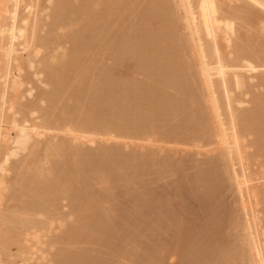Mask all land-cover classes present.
I'll return each instance as SVG.
<instances>
[{"label": "rangeland", "instance_id": "obj_1", "mask_svg": "<svg viewBox=\"0 0 264 264\" xmlns=\"http://www.w3.org/2000/svg\"><path fill=\"white\" fill-rule=\"evenodd\" d=\"M96 1L97 4L99 3L98 5H100L97 7V9H95L96 6H93L92 3V5L90 4L89 6L90 8L92 7L97 13H99L100 20V18L103 19V17L105 18L106 16L107 4H113V2L111 0ZM103 1H105L106 4ZM152 1H155L157 3L159 2V0H129L126 4L124 3L123 8L120 5L116 6V9H122L123 14L118 17H115V15L114 17H112L113 20L110 22L112 31L115 30L114 32L117 35L124 36L132 35L135 33L142 38V42L139 43L138 46H136L134 49L132 48L128 50L130 51V54L127 51L128 55L124 56L125 65L114 66L113 61L108 60V58L110 59L109 56L112 53L111 51H115L111 47L108 49L103 48L104 51H102L103 49H101V47V50L99 49V41H83L85 43L81 42V45L85 49H88L89 47L91 51L90 57L88 58L90 60L89 72H86L85 70H83L84 72L82 70H80L81 72H79V69L77 70V72L74 71V74L72 75V77L74 78V85L71 86V88H73L71 90H69L70 88L66 90L64 97L59 100L58 106L53 109L50 107L48 102L46 103V101H44L43 99L41 100L40 98L43 93L51 90L50 85L47 83V77L45 75L46 72L44 67L45 65H49L59 69L64 63L66 64L67 62L68 64V55L71 54V50L74 45L73 43L74 41H76L75 37L76 35L79 36L78 34L83 33L84 29L89 26L90 17H85L83 20H79L73 25L64 24L57 26L55 24V26L50 17L53 6L50 0H26V4H28L29 6V10L27 11L28 13L26 12L23 14L21 10L20 14H27L28 20L26 19L27 27L25 28L27 34L30 35L33 32L36 39H41L46 38L47 35L54 30L53 32L57 36V40L46 45L44 48H39L36 50L35 40L32 46L28 44L29 47H31H28V49L26 50L30 54L32 53L31 55L33 56L32 60L34 61V65L28 68L25 67L23 71H18L19 74H17L19 75L20 80L23 81L24 78H26V80L23 81L25 85L24 87H21L22 89H19L20 91L18 90L16 92H9L8 98L10 99V102L12 100V106L14 104L15 105L13 108H11L12 111L7 112L6 115L10 117L9 119L16 118L18 114H20V112L28 109L26 112H24L26 116H24V113H21L23 114V116H21V114L20 116L23 119L20 118L22 120L18 119V121L22 122L25 117L27 119L29 118L28 121H31L30 123L34 121L37 123H44V116L48 113V110L50 111L49 113L53 112V114H55L53 115V119L49 123L47 122V126L49 129L45 131V135L42 137L33 136L32 142L28 149L24 152L18 153L16 157L11 158L8 164H6L5 166V169L8 170L6 171L7 174L3 175L5 177H3L4 179L2 178V182L3 185H6V189L2 193H0V264H61L62 261H64L61 259H64L65 257L63 258V256H67V253L69 254V257H71V255H74L75 253V255L71 258H75L78 260H81V255L87 260H92L89 262L85 260L88 264H206L207 262V264H255L254 262H252V260L250 261V257H246L247 259H249L250 262L247 260L249 263H247L246 258H243V260L238 258L240 244H243V246L247 244L246 246H248V243H246L248 242V231L245 227V216L242 210V205L239 201V196L236 192V188L232 182V175H229L231 171H228L229 173L227 174V171L225 170L226 167L227 169L231 168V166H229L230 163L228 162V164H226L227 166L224 165L225 163H222V160H226L228 157L225 158L224 156L226 155H224V158H220V149L218 150L216 148V144L214 143V128H212L211 126L207 127V123L206 127L208 129L207 132L209 131L208 135L207 132L205 133V135L203 134L205 129L202 131L203 133L201 132L200 135V133H197L201 131L203 127H205V123H200V128H195V125L192 121V119H195V116L199 114L201 115L200 111L197 112L198 108L201 106L200 103H202V106H206V109L208 108L207 105H209V103L208 101V104L206 102L203 103L204 99H201L205 97V101L208 100L205 96L201 76L194 71V69H196V67L194 66L196 65V60H193L194 58L190 57V55L192 54L191 50L194 47H190V44H192L193 42L190 41L191 39L189 40L186 22L184 21L183 17L178 14V16L175 17L176 21L174 20L173 22L175 25L177 24V27L175 29L174 27L173 29L169 28V26L173 23L167 22L164 16L154 18L152 21H150L152 22L150 24V22L147 21L148 13L146 9L150 4H152ZM163 1L164 0H161L159 2V5L153 2V5L155 4L157 8L162 7V9H165L167 8V6H165L163 3V6L161 5V2ZM70 2L72 5L76 6H80L81 4H83L82 0H70ZM232 2H234V0H232ZM244 4V2L235 0L234 4L231 3L229 5V3H227L224 9H227V13H229V11H232L231 15L235 14L234 16L236 18V15L239 16V14L236 11L237 9H233L234 11L231 10L232 7H242V5ZM160 5L161 7H159ZM227 5H229L228 8ZM102 9H104V12ZM119 12H121V10H119ZM233 12L235 13L233 14ZM251 15L252 14H250L249 16L250 18H246L245 15H243L242 17V15L240 14V16L242 17L240 18L242 20H235L237 29L235 35L236 37H232L233 40H231V45L229 44L228 48H226L227 46L225 45L227 43L221 42V44H224L226 46L225 47L224 45H221V48L224 49L223 53L225 52L226 56L228 53V59H225L229 60V62L235 63V54L248 55L249 53H253L257 55L258 53L259 56H257V58H254L255 60H252L255 64L257 63L256 65H264V14L259 15L261 19L259 17L257 18V14H255L254 17ZM234 16L232 18H234ZM177 17L179 18L178 21ZM252 17L254 20H252ZM162 20L164 22H167L164 23L167 24V27L163 25ZM249 20H251V22ZM99 24L100 21H98V25ZM115 25H117V27ZM164 28H166V30H164ZM99 31L101 33L97 32L95 34L98 39L101 37L102 33H104L103 29H99ZM29 35L26 36L29 37ZM183 40L185 42L187 41V44L184 43ZM25 41L27 44L28 41ZM182 41L184 44L182 43ZM187 45L192 48L191 50H189L190 54L188 48L186 52L184 50L186 49ZM192 45L194 46V44ZM182 52L186 54L183 55ZM232 53H234V56L232 55ZM92 55L94 57L91 60ZM132 56L135 60L132 59ZM258 57L263 58L258 59ZM66 59L67 61L65 62ZM125 61H127L126 63L128 64H126ZM133 62H135L136 64H134ZM151 62H160V66L161 63H164L162 64L164 66H161L162 68L160 67L163 72H159V70L158 72L152 73V76L151 74L144 71L145 67H150ZM181 63H186L187 68L191 65L192 66L188 71V69L186 68L179 67ZM138 66L139 70L137 69ZM125 67L129 68L125 70ZM96 68L100 70H97ZM109 69L110 72L108 71ZM111 69L113 70L111 71ZM122 69L127 73L125 71H123V73ZM116 71L117 73L115 75L114 73ZM191 71H194V73L196 74L192 75ZM42 72L44 73L42 74ZM107 74H109L110 76ZM119 74H122V76H119ZM75 75L80 76L83 82H85L86 79V83L80 81L79 77ZM263 75L264 73L259 74L254 80H249L246 75V85L241 88V90H239L238 88L237 90L236 87L232 83H230L229 91L231 92L229 94L230 96L232 95L231 108H233V114L236 117H239V115H237V112H241L243 114L245 112L247 113L248 110H251L252 112V109L256 108V106L258 105L259 97L261 98V96L264 94V86L263 84H259V80L264 79ZM154 76H157V78H153ZM99 78H107V80L113 78L111 82H114L116 84L120 80L121 83L124 82L123 84H127L129 86L150 85L154 82V79H158L159 81L156 84V88L162 92V94L159 95V101H157L159 102L158 105L160 106L161 104L164 107L166 106L165 103H169V98H172L175 104L180 103L182 107H179L180 109L178 107V109L174 107L176 110L174 109V113H170V115L168 114V119L166 118V116L164 117L162 113L159 115H163L162 117L164 118L158 115L159 117H161V119L157 117V114H154L157 117L156 118L154 116L156 120L160 119V122L157 120L158 123H156L155 119H153L154 123H151L154 124L155 128H157L154 129L156 130L155 132L152 131L147 134H135L129 131L126 132V130H118L117 133L107 135L93 133L89 135H83L81 131L77 133L85 136L86 138L71 142V138L68 135L69 128H64L65 120L68 117L64 112L65 108L72 110L76 109V107H88L90 105V99L93 96L90 98L91 93H88L87 91L88 89L91 90L93 87L97 86L99 80H101ZM77 85H80V89H78ZM83 88L85 89V91ZM27 89H32L31 95L27 94ZM73 89H75V92H73ZM68 90L70 92H68ZM221 90L222 89L218 90V96H220L219 101L221 102V108L223 109L222 112L224 116L228 112V109L226 110L227 97L225 95V92ZM21 92H23L24 94ZM13 93L14 95H12ZM85 93L88 94L86 95ZM77 95H82L79 97V100L76 99ZM200 95L203 96L199 97ZM13 96L15 99L12 98ZM17 96H19L20 98ZM199 98L202 100V102ZM238 102H243V104H239ZM260 102L262 103V101ZM19 108L23 111H19V113H17ZM43 109H46L47 111L45 112ZM61 109H63V112L61 111ZM207 111L209 112V109H207ZM235 111H237V114H235ZM15 113L17 114V116L15 115ZM57 115L61 120L59 119V117L57 118ZM209 115L210 113H208L207 116ZM241 115L242 114H240V116ZM253 115L255 116L256 114ZM259 116L262 117V114L260 113L255 117L258 118ZM228 117V114H226L223 118L229 120ZM208 118L211 119V116H209ZM201 120L203 119L201 118ZM194 122L196 123V120H194ZM228 122L229 121H227L226 123L229 124ZM136 123L141 125L143 124V122L139 120H137ZM155 123L157 124L156 126ZM192 123L194 125H192L194 129H191ZM209 124L212 123L210 122ZM120 125L124 126L125 124L122 125L121 123ZM254 126H256L253 128L255 130L252 131L255 132V136L253 132H249L248 136L244 137V139H246H243L244 142H242V145L244 146L243 151H245V164L247 167V171L251 176L250 178H252L251 180H254L256 183H260V177L264 176V148L262 149L263 151H258L260 149L258 147L264 144L260 143L261 145L256 147L259 143H257L255 146L254 141L256 140V138L258 140L259 137H256V135H259L256 130H262L263 127H261L262 125L257 124H255ZM62 128H64L65 133L63 132ZM7 129L8 130H5L4 134L6 133V131L9 132L8 134H11L10 130L13 132L16 131L14 129H10L9 126ZM162 130L164 131L162 132ZM13 132L12 135L14 136L16 132L14 134ZM179 133L182 135H180ZM8 134L4 135V137ZM199 135L203 137H199ZM245 135H247V133ZM4 137L2 136V139H4ZM201 139H203L204 141ZM8 140L10 139H6V144L3 142L0 143V159L1 157L3 158L5 152L7 153L11 148V142L9 143ZM62 141H65V143L63 144ZM258 141L264 142V140L260 141V138ZM66 143L70 146L68 147V152L67 146L66 149L63 148ZM71 143L73 148L70 145ZM54 147L60 150L56 153ZM77 148L81 149V156L74 154ZM256 148H258V150ZM32 152L34 153V155ZM221 152L223 155L224 151L221 150ZM220 159H222L221 163L223 165L219 163L220 161L217 162V160ZM66 160H68V162ZM61 163L65 164L67 168L68 166L71 167L73 165V170L77 165H79V167L81 168L83 166L84 168L82 169H84L85 172L87 170V175L85 173H81L77 177H75L74 180H76L77 178L80 180V176L84 175L83 178L85 176L88 177V179H86L87 181L90 179V185L87 184L89 181L87 182L85 179L82 180L83 182L81 180L80 182L77 179L76 182L80 184L74 181L75 187H73L74 185H72L71 190L59 191L55 193V195L51 194L49 196L47 195L46 197V193H41V196L40 192L37 195L36 192L34 193V195L24 189V182L30 176L28 174L36 173V175H39L41 179L47 178L50 184L56 183V180L59 177V172L61 171V167L63 165ZM103 164L105 165V167H107V170L105 167H103ZM85 165L87 166V168ZM88 165L90 166L91 171L92 167H94L93 170L95 171L94 173L92 172V174L89 173L91 174L90 176L88 174ZM98 166L101 167V169L97 168ZM72 167L69 169L71 170ZM103 168H105L107 175H105V172H103L105 171L103 170ZM99 170L101 172H99ZM39 172H41V174H39ZM110 173L114 175H111ZM107 177L110 179L108 180ZM209 178L211 179L210 181ZM84 181L87 182L86 184L88 187L90 186L89 189L86 185L83 186ZM254 181L253 183H255ZM80 187H82V189ZM212 187L214 189H212ZM91 188L93 190L90 191ZM80 190H83V192H80ZM85 190L89 194L85 192ZM71 191L76 195H80V193H83L81 196H83V200L85 201H83V204L86 205H90L91 202L96 203L95 201L100 200V206H103H101L103 212H101L102 214H100L103 219H108L107 221H109V227L108 225H105L102 228L103 230H100L95 226L96 221H93L92 224L88 225V216L91 217L92 214L88 211L76 212L74 207L70 206L69 199L71 197L70 194H72ZM77 191L78 194L76 193ZM24 193L26 194L24 195ZM19 195L23 196V198L21 199L22 201L19 198H16ZM115 198L117 200H115ZM52 200L53 207L50 208V205L48 204H50ZM259 200L260 201L258 202L259 205L257 208L259 216V230L264 235V198L260 197ZM31 201L32 203L34 202L39 206V208L34 209L36 211H33V213L32 210H29ZM107 202L108 204L106 205ZM98 203L100 202L98 201ZM113 203L115 205H113ZM158 204L160 207L158 206ZM13 205H15V207ZM24 210L25 212H23ZM106 210L108 211L106 212ZM97 215L98 213H95L96 217ZM95 216L93 215L94 218ZM10 220L12 223H10ZM21 220L23 221L22 223H20ZM34 220L37 222L47 221V226L43 229L30 230L27 236L28 242L23 243V236L25 234L23 224L29 225L33 223ZM5 221L7 222V224ZM15 221L19 223H15ZM95 230L99 231L96 232ZM72 231L73 233H71ZM116 233L119 236H117ZM35 237H37V240L35 239ZM5 240L7 241V243H9H5ZM216 240L218 243L216 242ZM242 240H245L246 242L244 241L243 243H240V241L242 242ZM3 243L10 245V250L8 251L9 254L3 253ZM145 244L147 245V247L145 246ZM218 244H220V247H217L219 246ZM211 246L214 247L216 251H212L214 249H212ZM246 246H244L245 251ZM207 247L211 250H207ZM20 248H23L22 256L17 255V250ZM221 251H223L222 254L224 253L223 255L225 256L218 255L221 254ZM89 253L91 256L89 255V257H85V255L88 256ZM185 254L187 256H185ZM202 258L206 261H204Z\"/></svg>", "mask_w": 264, "mask_h": 264}, {"label": "bare ground", "instance_id": "obj_2", "mask_svg": "<svg viewBox=\"0 0 264 264\" xmlns=\"http://www.w3.org/2000/svg\"><path fill=\"white\" fill-rule=\"evenodd\" d=\"M82 1H83V4H81L80 6H78V5L76 6V5H72L70 0H50V2L53 5L52 6V13H51L50 17H51V20L54 23V25L55 24L57 26L64 25V24L73 25V24H75V22H78L79 20H83L85 17H90L89 26L84 29L83 33L78 34L79 36L76 35V37H75L76 41H74V43H73L74 45L72 47L71 54L69 53L70 55H68L69 56V59H68L69 66H68V64L66 62L67 61V59H66L65 62H66L67 65L63 62L65 65L62 63L63 65L61 64L62 67L59 68V69H57L55 67H52V66H49V65H45V67H44L45 68V72H46L45 75L47 77V83L50 85L51 90L46 92V93H43V95L40 98H41V100L43 99L44 101H46V103L48 102L50 107L53 108V109H55L58 106L59 100L64 97V95L66 93V90L69 89V88H70L69 90H71L73 88V87L71 88V86L74 85L73 84L74 83V78L72 77V75L74 74V71L77 72V70L79 69V72H81L80 70H82V71L85 70L86 72H89L90 60L88 58L90 57L91 51H90L89 47H88V49H85L81 45V42L85 43L83 41H86V42H88V41L89 42H91V41L92 42L99 41V49H100V47H101V49H103V48L104 49H108V48L111 47L115 51L114 52L111 51L112 53L110 52L111 53L110 56H109L110 59L108 58V60H112L114 66L115 65H117V66L118 65L119 66L125 65L124 64V60H125L124 56L128 55V53L130 52L128 50H130L132 48L134 49L136 46H138L139 43L142 42V38L138 34L134 33L135 35L132 34V35H127V36L126 35L125 36L124 35H117L114 32L115 30L112 31V28L110 26V22L113 20L112 17H114V15H115V17H118L121 14H123L122 9H116V6L120 5L123 8L124 3L126 4L129 0H111L113 2V4L112 3L111 4H107L106 16H105V18L103 17V19L100 18V20H99V13H97L92 7L90 8V6H89L92 3L93 6L94 5L96 6L95 9H97V7L100 6V5H98L99 3L97 4L96 0H82ZM160 1L161 0H159V2ZM164 1L161 2V5L163 6V4H164L165 6H167V8H165V9H162L161 5L159 6L161 8H157L155 4L153 5V2H155V1L151 2L152 4H150L148 6V8L146 9V11L148 13V18H147L148 20L147 21L150 22L156 17L164 16L166 18L167 22L173 23L174 20L176 21L175 17L178 16V14H180L183 17L184 21L186 22V27H187V30H188L189 40L191 39L190 41H192L193 42L192 44H194V46L192 44H190V47H194V48L193 49L190 48L188 46L189 45L188 44L186 46V49H184V50L186 52L187 48H188V51L192 49L191 50V53H192L191 55L192 56L190 55V57L194 58L193 60H196V65H194L196 67V69H194V71L197 72L201 76L202 84H203V88H204V92H205V96H206V98L208 100L205 101V97H203L201 99H204L203 103H205V102L207 103V101L209 103V105H207L208 106L207 109H209V112L205 108L206 106L204 107V106H202V103H200L201 106L198 108L197 112L200 111L202 117L199 114L200 116L199 115L195 116V119H192V121H193V123L195 125V128H200V125L203 122L205 123V127H206V125L208 123L207 127L211 126L212 128H214V131L212 130L214 135L213 134L212 135L214 136L215 142L214 141L213 142L216 144V148L218 150L220 149V151H219L220 158L223 157L224 155H226V156H224L225 158L228 157L226 160L220 159V160H217V162L220 161L219 163H221L223 161L222 163L223 164L225 163L224 165L228 164V162L230 163L229 166H231V168H230L231 170L229 168L227 169V167H226V169L224 167V169L227 171V174L229 173L228 171H231L229 175L230 176L232 175L231 176V178L233 180L232 182H233V184H234V186L236 188V192H237V194L239 196V201H240V203L242 205V210H243L244 216H245V227H246V230L248 231V240H247L248 242H246L245 240H242V242L240 241V243H243L245 241L246 243H248V246H246L247 244L244 245V246H246V251H245L244 250L245 247L243 246V244H240V250H239L238 258L243 260V258L250 257V261L252 260V262H254L255 264H264V235L259 230V216H258V209H257L258 205H259L258 202L260 201L259 200L260 197L264 198V176L260 177V180L262 181V182L260 181V183H256L254 180H251L252 178H250L251 176L249 175V173L247 171L246 164H245V158H244L245 157L244 156L245 151H243L244 146L242 145L243 144L242 142H244V140L246 139V138L244 139V137H247L249 132H251V133L253 132V134L255 133L254 131H252V130H255V129H253L254 127H256V126H254L255 124L262 125L261 126V127H263L262 130H259V129L256 130V132L259 134V135H256V137L259 136L258 140L260 138V141L264 140V96H263L264 94L262 95L263 97L262 96H261V98L259 97V100H258L259 102L262 101V103L261 102L259 103L257 101L258 105L256 106V108L252 109V112H251V110H248L247 113L244 111L245 113L243 114L241 112L235 111V114L238 113L237 115H239V117L238 116L236 117L233 114L234 110H233V108H231L232 107V98H231L232 95L230 96V94H229L231 92V91H229L230 83H232L236 87V89L238 88L239 90H241V88H243L246 85V81H245L246 77L245 76L247 75V78L249 80L256 79L259 74H263L264 73V65H259V64L256 65L257 63L255 64L254 61L252 60L254 58H257V56H259V54L257 52H256L257 55L253 54V53H249L248 55L247 54H243V55H238V54L236 55L235 54V56H236L234 58L235 63L234 62H229V60L225 59V58L228 57V53H227V56H226V53L225 52L223 53L224 49L221 48V45L222 46L224 45V44H221V42L227 43V44H225L227 47L225 45L224 46L226 48H228L229 44L231 45V40H233L232 37H236L235 36L236 32H237L236 31L237 30L236 29V24H235V20L236 19H241L243 17V15H245L246 18L247 17L250 18L249 17L250 14H252L251 16H253V17H254L255 14H257L256 16L258 18L260 14H264V0H239V1L245 3L244 5H242V7L238 6L236 8V7L233 6L234 7L233 8L231 6L232 9L230 8L231 10L237 9L236 11L238 12L239 16L236 15V18L234 16L235 12H233L234 15H231L232 11L231 12L229 11V13H227V11H226L227 9H224L225 5L227 3H229V5L231 3L234 4L235 0H234V2H232V0H164ZM167 1H168V3H167ZM225 1H226V3H225ZM103 2H105V1H103ZM103 2H101V3H103ZM159 2L158 3L155 2V3H157V5H159ZM105 4H106V2H105ZM223 5H224V7H223ZM229 5H227V8L229 7ZM28 8H29V6H28V4H26V0H0V143H2V142L5 143L6 139H10V140H8V142L9 143L11 142V144H10L11 148L8 150L7 153L5 152L3 158L1 157V159H0V193H2L6 189V185H3V182H2V180L4 179L3 177H5L3 175L7 174L6 171L8 170V169L7 170L5 169L6 168L5 167L6 164H8V162L10 161L11 158L16 157L18 155V153L24 152V151H26L28 149V147L30 146V144L32 142L33 136L42 137V136L45 135V131H47L49 129L47 124L53 119V115L55 114V113L53 114V112H52L53 110L51 111L52 113H49L50 111L48 110V113L44 116V123L40 122L41 124L37 123L35 121L30 123L31 121L30 122L28 121L29 118L27 119L25 117H24V120L22 122L18 121V119L22 118L21 116H23V114H21V113L26 112L28 109L23 111V110H20V108H19L17 113H19V111H23V112H20L21 116H20V114H18L19 118H18L17 114L15 113V115L17 116L16 117L17 119L16 118L9 119L10 117H8V115H6L7 112L12 111L11 108H13L14 105H15L14 104L12 106V104H13L12 100L10 102V99L8 98L9 92H16L19 89H22L21 87L22 86L24 87V85H25L23 81L26 80V78H24L23 81L20 80L19 79L20 77L18 75L19 74L18 71H23L25 67L28 68V67H31L32 65H34L33 64L34 61L32 60L33 56L31 55L32 53L30 54L26 49H28L29 45L32 46L34 44V40L36 41L35 42V46H36L35 50L39 49V48L40 49L44 48L46 45H48V44L54 42L55 40H57V36L53 32L54 30L52 32H50L47 35L46 38H41V39L40 38L36 39L33 32L30 35L27 34V31H25V28L27 27L26 19L28 17H27V14H25V15H23V14L26 13L29 10ZM21 10H22V13H23L22 15L20 14ZM92 10H94V11H92ZM102 10L104 12V9H102ZM119 10H121V12H119ZM124 10H125V8H124ZM240 14L242 15V17L240 16ZM233 16H234V18H232ZM253 17H252V20H254ZM259 18L261 19V17H259ZM260 19H258V20H260ZM178 20H179V18L177 17V21ZM98 21H100L99 25H98ZM144 21H145V19H144ZM249 21L251 22V20H249ZM165 22L163 21V25L166 26L167 24H164ZM151 23L152 22H150V24ZM172 25H170V26L168 25L169 28L173 29V27H174V29H175L177 27V24L176 25L174 24L173 26ZM115 26L117 27V25H115ZM99 29H101V30L103 29L104 33H102L101 37L98 39V37L95 34L97 32L98 33L100 32ZM164 30H166V28H164ZM26 35H29V37L26 36ZM73 36H75V35H73ZM71 37H72V35H71ZM25 40L28 41L27 44H26ZM183 41H182V43H183ZM184 43L187 44V41L186 42L184 41ZM85 45H88V44H85ZM104 49L102 51H104ZM127 51H128V53H127ZM184 54H186V53H183V55ZM187 54H188V52H187ZM189 54H190V51H189ZM233 54L234 53H232V55ZM105 56H106V54H105ZM93 57L94 56L92 55L91 60H92ZM259 58L262 59L263 57H258V59ZM132 59H133V56H132ZM133 60H135V59H133ZM187 60H189V59H187ZM106 61H107V59H106ZM126 62L127 61H125V63ZM191 62H193V61H191ZM133 63L136 64L135 62H133ZM159 63L160 62H151V65H150L149 68L145 67V70L144 69H142V70L146 71L147 73H149L151 75H152V73L158 72L159 70H160L159 72H163V70L161 69L162 68L161 66H164V65H162L164 63H161V66H160ZM111 64H112V62H111ZM126 64H128V63H126ZM187 64H189V63H187ZM179 67L186 68V69H188V71L190 69V67L187 68L186 63H181L179 65ZM127 68H129V67H125V70H127ZM101 69H102V67H101ZM123 69H122V72L125 71ZM137 69L139 70V66L137 67ZM164 69H165V67H164ZM97 70H100V69H97ZM112 70L113 69H111V71ZM108 71L110 72V69ZM117 71L115 73L114 72L113 73L116 75ZM194 71H191L192 75L196 74V73H194ZM43 73L44 72H42V74ZM77 75H75V76H77ZM107 75H109V74H107ZM139 75H140V73H139ZM114 76H111V77H114ZM119 76H122V74L121 75L119 74ZM126 76H127V74H126ZM77 77H79L80 81L83 82V80L81 79L80 76H77ZM99 77H102V76H99ZM263 77H264V75H263ZM107 78L106 79L99 78L101 80H99L97 86L93 87L91 90L88 89L87 92L91 93L90 98L93 96L90 99V105L88 107H86V106L84 108H82V107L81 108H77L76 107V109H72V110L65 108L64 112H65V114L68 117L65 120L64 128L65 127L69 128L68 135L71 138V142H74V141L82 139V138H86L83 135H89V134H92V133L93 134H102V135L106 134L107 135V134L117 133L118 130H121V131H125L126 130V132L129 131V132H131V133L133 132L135 134H138V133L147 134V133H150L152 131L155 132L156 130H154V129H157V128L154 127V124H151V123H154L153 119H155L156 123H158V121L160 122V119H161V117L163 115H164V117L166 116V118L168 119V116L170 115V113H174V111L176 110L175 108H177V107L181 108L182 107V105L180 103L179 104H177V103L175 104V102L172 100V98H169V101H168L169 103H165L166 106H164L165 108L166 107H169V108L165 109L161 104H160V106L158 105L159 102H157V101H159V99H160L159 95L162 94V92L159 91L156 88V84L159 81L158 79H154V82L152 84H150V85H138V86L136 85L137 86L136 87L135 85L134 86H132V85L129 86L127 84L125 85V84H123L124 82L122 81L123 83H121L120 80H119V82L116 81L117 83L115 84L114 82H111L113 80V78H110V80H107ZM121 78H123V77H121ZM121 78H118V79H121ZM153 78H157V76H154ZM79 79H77V80H79ZM114 79H116V78H114ZM78 83H79V81H78ZM83 83H86V79H85V82H83ZM259 84H263V86H264V79H260L259 80ZM77 86H78V89H80L79 88L80 85H77ZM82 87H84V86H82ZM219 89H222L225 92V95L227 97V100H226L227 101V108L226 107L225 108H226V110L228 109L227 110L228 112L226 114H228L229 120L223 118L226 114L223 116V112H222L223 109L221 108V102L219 101L220 100L219 99L220 96H218L219 95L218 94L219 93V91H218ZM69 90H68V92H70ZM74 90L75 89H73V92H75ZM77 91H79V90H77ZM84 91H85V89H84ZM31 92H32V89H29V90L27 89V94L28 95H31L32 94ZM21 93H23V92H21ZM201 94H202V92H201ZM12 95H14V93ZM82 95H83V93H82ZM82 95H77L76 99L79 100V97L82 96ZM19 96H17V97H19ZM201 96H203V95H200L199 97H201ZM197 97H198V95H197ZM12 98H14V96ZM24 99H26V98H24ZM201 99H200V101L202 102ZM20 101H22V100H20ZM9 103H10V105H9ZM238 103L239 104H243V102H238ZM259 104H261V105H259ZM67 108H70V107H67ZM46 109L45 110L43 109V110L46 112L47 111ZM61 111L63 112V109H61ZM40 112H41V110H40ZM206 112L210 113L209 116H211V119L208 118L209 116H207L208 113H206ZM161 113L163 114L162 116L159 115ZM260 113L262 114V117H260V116L258 118L255 117L256 115H258ZM154 114H157V117L161 116V117H159L160 119H157L158 121L156 120L157 117ZM240 114H242V115L240 116ZM253 114H256V115L254 116ZM27 115H29V114H27ZM42 115H43V113H42ZM24 116H26L25 113H24ZM142 116H144V117H142ZM154 116L156 118H154ZM58 117L59 116L57 115V118ZM164 117H162V118H164ZM196 117H197V119H196ZM201 118L203 120H201ZM206 118H207V120H206ZM22 119H20V120H22ZM59 119H60V117H59ZM208 119L211 120V121H209ZM137 120L142 121L143 122V124H142L143 126L141 124H137L136 123ZM194 120H196V123L194 122ZM227 121H229L228 122L229 124L226 123ZM210 122L212 124H209ZM121 123H122V125H124V124L125 125L121 126L120 125ZM156 123H155V126L157 125ZM193 123L191 124V126L193 125ZM196 124H197V126H196ZM8 126H9L10 129H12V130L14 129L16 131L13 132V131L10 130L11 134H8L9 133L8 131H6V133L4 134L5 130H8L7 129ZM193 126H192L191 129H194ZM205 127H203L201 131L198 130L199 132L197 134L200 133V135H201V132L205 129L204 133L202 132L205 135V133L208 130L207 127L206 128ZM64 128H62V130L65 133ZM78 129H80V130H78ZM163 131L164 130H162V132ZM2 132H3V134H2ZM12 132H13V134L16 132L14 136L12 135ZM77 132H81L83 135L78 134ZM208 133H209V131L207 132V135H208ZM246 133H247V135H245ZM6 134H8V135L5 136V137H8V138L4 137V135H6ZM9 135H10V137H9ZM180 135H182V134H180ZM200 135H199V137H203V136H200ZM2 136L4 137L5 140L2 139ZM11 136H13V137H11ZM254 136H255V134H254ZM2 140H4V141H2ZM201 140H203V139H201ZM258 140L256 138V140H255L256 142L254 141L255 146H256L257 143H259V144H257L256 147L260 146L261 144H264L263 141L259 142ZM213 142H212V144H213ZM62 143L64 144L65 141L64 142L62 141ZM70 145L73 148L72 143ZM56 146H57V144H56ZM66 146H67V152H68V147H70V146H69V144L66 143L63 146V148L66 149ZM263 146L264 145L258 147V148H260L259 150H258V148H256V149L258 151H263L262 150L264 148ZM214 147H215V145H214ZM54 148L53 149L55 150L56 153L60 150V149H58L56 147H54ZM63 148H62V150H63ZM221 150L224 151L223 155H222ZM80 152H81V149L77 148V150H76V152H74V154L80 155ZM33 155H34V153H33ZM66 161L68 162V160H66ZM170 163H171V161H170ZM61 164H63V163H61ZM161 165H162V163H161ZM60 167H61V165H60ZM71 167L68 166V168H67V166L65 164H63L62 167H61V171L59 172V177L57 178L56 183H54V184L52 183L53 185L49 183V180H47V178L46 179L45 178L41 179V177H39V175H36V173L28 174L30 176L28 177V175H27L28 178L24 182V185L23 184L22 185H23L24 189H26V191H29L32 194H34L36 192H37L36 195L39 194V192H40V194L41 193L42 194L46 193L45 197L47 195L49 196L51 194L55 195V193H57L59 191H63V190H68L69 191V190H71L72 185H74V181L76 182V180L78 179L77 178L76 180H74L75 177H77L81 173H83V174L85 173L87 175V170L85 172V170L82 169V168H84L83 166L81 168V167H79V165H77V166H75L74 170H73V167L70 170L69 168H71ZM103 167H105L104 164H103ZM86 168H87V166H86ZM93 168L94 167H92V171H91V168L89 166L88 174L89 173L92 174V172L93 173L95 172L93 170ZM97 168L101 169V167H99V166ZM105 168L107 170V167H105ZM105 168H103V170H105ZM237 168L240 169V170H238ZM10 169H11V167H10ZM42 169H43V167H42ZM83 170H84V172H83ZM106 170L103 171V172H105V175H107L106 174L107 173ZM112 170H115V169H112ZM35 171H37V170H35ZM169 171H170V169H169ZM17 172H18V170H17ZM99 172H101V171L99 170ZM39 174H41V172H39ZM91 174H89V176ZM100 174H102V173H100ZM111 175H114V174H111ZM192 175H193V173H192ZM83 176H80V180L81 181L84 180V179L85 180L88 179V177L85 176L83 178ZM95 176H94V178H95ZM92 177H90V178H92ZM104 178H105V176H104ZM109 179L110 178H108V180ZM210 180L211 179L209 178V181ZM257 180H259V179H257ZM253 181L255 183H253ZM87 182L84 181L83 186H85V185L87 186V184L90 185V181L88 183ZM217 182H219V181H217ZM76 183H78V182H76ZM78 184H80V183H78ZM81 186H82V184H81ZM73 187H75V185ZM80 188L82 189V187H80ZM89 188H90V186L88 187V189ZM212 189H214V188L212 187ZM74 190H75V188H74ZM83 190L82 191L80 190V192H83ZM91 190H93V189L91 188L90 191ZM210 190H209V192H210ZM21 192H23V191H21ZM24 192H25V190H24ZM85 192H87V191L85 190ZM93 192H95V191H93ZM76 193L78 194V191ZM25 194L26 193H24V195ZM42 194H41V196H42ZM82 194L80 193V195L79 194L76 195V194H74V192H72V194H70L71 197L69 199L70 206L74 207L76 212H83V211L90 212L92 215H91V217L88 216V220H87L88 225L92 224L93 221H96L95 222L96 228H99L100 230H103L102 228L105 225H108L109 221H107L108 219H106V218L103 219L102 216H101V214H102L101 212H103V209L101 208L102 205L100 206L101 201L98 200L100 203H98V201H95L96 203H92L91 202L90 205L83 204L84 200H83V196H81ZM94 194H96V193H94ZM16 198H19L21 200L23 198V196L19 195ZM37 198H39V197H37ZM52 198H54V197H52ZM96 199H98V198H96ZM200 199H202V198H200ZM115 200H117V199L115 198ZM155 200H156V198H155ZM25 201H26V199H25ZM32 201H31L29 210H32V213H33V211H36L34 209L39 208V206H38V204H36L34 202L32 203ZM54 201H55V199H54ZM160 202H161V200H160ZM20 204H21V202H20ZM107 204H108V202L106 203V205ZM48 205H50V208H52L53 207V200ZM113 205H115V204L113 203ZM13 206L15 207V205H13ZM158 206H159V204H158ZM110 208H112V207H110ZM111 210H113V209H111ZM107 211L108 210H106V212ZM115 211H116V209H115ZM23 212H25V210ZM20 213H22V212H20ZM95 213L96 214L98 213L97 217L95 216ZM19 214H17V215H19ZM93 215L95 216V218L93 217ZM111 221H114V220H111ZM22 222L23 221L21 220L20 223H22ZM196 222H197V220H196ZM10 223H12L11 220H10ZM15 223H19V222L15 221ZM6 224H7V222H6ZM46 226H47V221L37 222V221L34 220V222L29 224V225H24L23 224V228H24V231H25L24 233L25 234L23 236L24 239H23L22 242L23 243L24 242L25 243L28 242L27 236H28V232L30 230L43 229ZM86 226H87V224H86ZM108 227H109V225H108ZM110 227H112V226H110ZM90 229H92V228H90ZM174 230H175V228H174ZM95 231L98 232L99 230L98 231L95 230ZM71 233H73V231ZM116 235H117V233H116ZM117 236H119V235H117ZM35 239L37 240V237H35ZM92 239H94V238H92ZM6 240H5V243H7ZM113 241H114V239H113ZM113 241H112V243H113ZM95 242H96V240H95ZM216 242H217V240H216ZM7 244L3 243V247H4L3 253H8L9 254L8 251L10 250V245H7ZM218 245L219 246H217V247H220V244H218ZM145 246L147 247L146 244H145ZM23 248H20V249L17 250V252H18L17 255L18 256H22ZM208 249L211 250L210 248L207 247V250ZM212 249H214V247H212ZM191 251H193V250H191ZM212 251H216V250L214 249ZM247 251H248V253H247ZM222 252L223 251H221V254H218V255H223L224 253L222 254ZM90 253L88 254V256H86L87 254L85 253L86 254L85 257H89ZM182 253H183V251H182ZM213 253H215V252H213ZM80 254H81V252H80ZM245 254H248V255H245ZM68 255L69 254L67 253V256H63V258L64 257L65 258L61 259V260H64V261H62V263L61 262H58V263H61V264H88L85 261L87 259L82 257V255L80 256L81 260H78V259H75V258H71V257H73L75 255V253H74V255H71V257H69ZM206 255H203V256H206ZM232 255H233V253H232ZM161 256H163V255H161ZM167 256H164V257H167ZM185 256H187V255L185 254ZM223 256H225V255H223ZM116 257H117V255H116ZM120 258H121V256H120ZM238 258H237V260H238ZM162 259H163V257H162ZM247 260L249 261V259L246 258V261ZM87 261L89 262V261H92V260H87ZM204 261H206V260H204ZM248 261H247V263L250 262V261L249 262Z\"/></svg>", "mask_w": 264, "mask_h": 264}]
</instances>
